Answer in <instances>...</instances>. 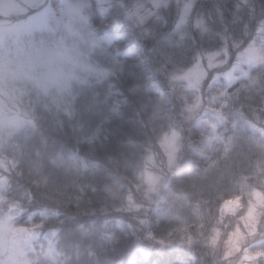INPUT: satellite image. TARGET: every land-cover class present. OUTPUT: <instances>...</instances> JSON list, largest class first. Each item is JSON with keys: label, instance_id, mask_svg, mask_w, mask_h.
Here are the masks:
<instances>
[{"label": "trees", "instance_id": "obj_1", "mask_svg": "<svg viewBox=\"0 0 264 264\" xmlns=\"http://www.w3.org/2000/svg\"><path fill=\"white\" fill-rule=\"evenodd\" d=\"M87 3L95 35H116L90 55L106 74L47 106L22 98L28 123L0 147L4 204L35 249L28 263L132 264L144 249L143 264H227L245 245L264 252V65L198 111L175 88L197 55L252 40L264 28V0ZM260 41L250 43L264 48ZM167 128L180 141L178 163L148 192V154ZM254 192L255 227L245 223ZM234 196L240 208L220 217ZM237 234L239 250L230 245Z\"/></svg>", "mask_w": 264, "mask_h": 264}, {"label": "rangeland", "instance_id": "obj_2", "mask_svg": "<svg viewBox=\"0 0 264 264\" xmlns=\"http://www.w3.org/2000/svg\"><path fill=\"white\" fill-rule=\"evenodd\" d=\"M75 4H85L83 15L90 19L91 12L88 11V3L91 0H72ZM62 0H56V16L60 15L59 7ZM40 5L49 6L48 0H0V147L4 146L10 135L28 123V116L23 106H20L22 98L25 101L31 100L30 93L36 95V86L38 83V72L35 68L38 62L34 53L37 51L39 42L52 35H58L60 31H70L72 40L75 42L78 58L77 70L72 75L67 85L50 97L56 102H60L62 94L69 92L71 88L80 83H84L91 77H98L96 68L90 64V55L102 50L98 47L105 41L114 42L116 35L107 34L103 30L95 35L94 39L97 45L92 44L87 36L90 22L78 21L70 28L66 26L55 27V20L49 13L41 17V20L49 24V28L36 29L27 23L29 14L33 7ZM51 6V5H50ZM27 9L28 14L22 12ZM55 28V30H52ZM73 31L78 33L73 35ZM257 45L261 43L260 40ZM256 45V43H254ZM259 48V47H258ZM101 52V51H100ZM264 48H255L253 43L238 45L232 49L227 46H221L211 51H205L200 56L197 55L194 62L186 68L179 70L175 79V88L189 91L192 98L189 102V110H197L205 102H217L224 90L240 86V83L250 79L251 71L254 67L264 65ZM86 65V67H85ZM46 74L55 76L58 70L55 67H48L44 70ZM96 72V73H95ZM219 118L220 113H215ZM208 121L204 122L207 123ZM208 123L213 124L211 121ZM214 125H209L210 134L216 138L218 135ZM206 145V141L204 140ZM180 151V141L178 135L167 128L162 130L158 143L154 146L152 152L148 154L147 166L145 167L148 178V192H152L157 184L162 168H168L171 165H177L176 160ZM4 183L0 180V264H29L27 256L34 255L35 249L32 245V237L20 225H17V209L12 205L4 204L2 197ZM261 204V196L254 192L252 204L245 213V223L254 227L258 221L256 210ZM168 205V204H167ZM163 206V205H162ZM240 208V197L234 196L224 200L219 207V216L234 212ZM239 234V233H238ZM238 234L232 236L231 247L241 248V242L238 241ZM215 236H212L213 238ZM146 250H138L135 256L130 259L132 264H143ZM264 256V252L259 248L251 250V247L245 245L243 253L237 259L227 264H255L256 260ZM145 264V263H144Z\"/></svg>", "mask_w": 264, "mask_h": 264}, {"label": "clouds", "instance_id": "obj_3", "mask_svg": "<svg viewBox=\"0 0 264 264\" xmlns=\"http://www.w3.org/2000/svg\"><path fill=\"white\" fill-rule=\"evenodd\" d=\"M48 3L52 7H56V0H48ZM252 40H264V28L257 29ZM252 40L249 42H252ZM78 55L70 31H60L58 35L54 34L39 42L34 56L38 60L35 65L38 72L36 95L42 104L47 106L48 98L53 97L57 91L67 85L77 70ZM50 66L58 70L55 76L44 72Z\"/></svg>", "mask_w": 264, "mask_h": 264}, {"label": "snow or ice", "instance_id": "obj_4", "mask_svg": "<svg viewBox=\"0 0 264 264\" xmlns=\"http://www.w3.org/2000/svg\"><path fill=\"white\" fill-rule=\"evenodd\" d=\"M85 4H75L72 0H62V4L59 7L60 15L56 16V9L52 6H44L40 5L38 7H33L32 12L29 14V19L27 23L36 29H45L49 28V24L46 21L41 20V17L46 16L47 14H51L55 20V27L66 26V27H74L78 21L87 22L89 20L88 16L83 15ZM22 12L28 14L27 9H22ZM52 30H55L53 28ZM74 36L77 35L75 31L72 33ZM87 36L91 39L92 44L94 46L97 45V42L94 39V29L89 27L87 32ZM86 67V65H85ZM106 73L99 69L97 70L98 76H103Z\"/></svg>", "mask_w": 264, "mask_h": 264}]
</instances>
